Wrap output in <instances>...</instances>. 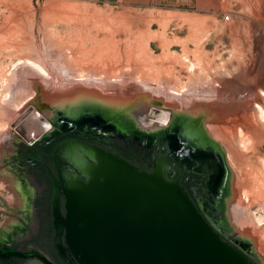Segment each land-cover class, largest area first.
<instances>
[{
	"label": "rangeland",
	"instance_id": "obj_1",
	"mask_svg": "<svg viewBox=\"0 0 264 264\" xmlns=\"http://www.w3.org/2000/svg\"><path fill=\"white\" fill-rule=\"evenodd\" d=\"M225 13L230 14L229 20H224ZM34 58L39 59L49 72H56L61 78L56 74L49 76L42 73L49 81L47 86L44 85L35 71L39 68L31 61L30 64L25 61ZM192 62L195 66L188 70L187 65ZM93 69L100 74L93 73ZM91 70L95 74L94 78L92 74L89 75ZM261 71H264V0H221L220 8L215 12L197 11L180 4L168 6L166 2L162 5L132 6L119 0H0V201L6 202L4 208L10 211L15 207L20 208V202L23 201L22 180L32 195L40 192L41 187L35 180V175L39 174L38 168L26 154L38 142L60 131H78L89 139H103L105 142L102 140V143L115 147L127 159H132L138 168L146 170L147 166L148 171H152L160 145L167 164L171 159L167 138L173 130L182 126V130L188 132L194 126V129L197 125L200 127L197 130H204L206 126L205 118L189 111L177 110L180 122L174 128L168 131L160 129L154 133L143 130L139 124V132L142 133L139 135L128 128L126 124L129 121L123 119L124 111L119 105L112 107L104 101L91 100L92 105L114 115L106 120L100 114H92L89 109H78L76 105L69 107L67 98L62 103L64 99L57 95L59 85L54 86L55 80L52 81V78L57 77V80L59 77L66 83L63 85L68 86L71 85L70 79L84 80L82 85L72 86L80 94L85 90L84 86L88 87L90 76L93 81L100 78L95 82L96 85H100L98 82L104 78L121 84L122 77L129 76L130 85L141 81L140 84L145 82L162 86L161 83L169 84L173 80L178 90L191 82L192 77L193 80L206 79V82L219 79L218 85L217 82L214 84L220 87L219 83L224 79L233 81L238 76L259 78ZM81 74L85 77L81 78ZM51 84L57 91L48 87ZM115 88L116 91L113 93L112 89L109 94H119L122 100V87ZM147 88L153 91V87ZM133 91L128 98L132 103L135 101L133 95L139 91L146 93L138 89L137 92ZM174 94L179 96L176 91ZM149 98L152 97L149 96L146 103ZM146 106V109L151 108L150 103ZM115 121H118L116 131L119 133L111 139L96 130L101 125ZM48 128L50 130L46 132ZM87 128L96 129L93 132ZM208 136L210 142L205 147L191 146L189 141L182 144L190 151H201L203 154L213 150L220 162L219 185L222 195L214 200L215 204H208L213 208L209 212L212 221L220 234H224L223 237L243 251L254 264H264V218L261 223L257 221L261 214L264 216V189L249 178L251 167L243 165L232 168L227 149L212 141L211 133ZM144 143L148 146L155 143L157 148L147 150L141 146ZM126 145L129 148H125ZM262 148L260 151L264 157V146ZM257 158L253 160H258L260 164ZM258 164L256 170H263L262 165ZM234 172L241 178L238 189H235L236 195L230 189L237 180ZM246 194L249 199L245 198ZM241 203L261 229L255 239L248 236L244 232L247 230L243 231V226L237 221L238 213L234 206ZM15 221L13 215L3 212L0 225L6 229ZM29 228V233L24 237L32 239L30 235L34 233V224ZM19 248L40 251L49 256L44 248L30 241ZM22 264L43 263L32 258Z\"/></svg>",
	"mask_w": 264,
	"mask_h": 264
},
{
	"label": "water",
	"instance_id": "obj_2",
	"mask_svg": "<svg viewBox=\"0 0 264 264\" xmlns=\"http://www.w3.org/2000/svg\"><path fill=\"white\" fill-rule=\"evenodd\" d=\"M52 158L66 208L56 206L55 226L80 264H254L167 176L161 145L152 171L72 138Z\"/></svg>",
	"mask_w": 264,
	"mask_h": 264
},
{
	"label": "bare ground",
	"instance_id": "obj_3",
	"mask_svg": "<svg viewBox=\"0 0 264 264\" xmlns=\"http://www.w3.org/2000/svg\"><path fill=\"white\" fill-rule=\"evenodd\" d=\"M185 57L186 56H184V58ZM25 61L26 62L29 61L28 64H30L31 61L40 69V70L35 69V71L42 78L44 85H46V83H49V81L45 79V77L43 76L44 74L42 75V73H45V75L48 74L49 76L56 74V72L53 74L52 72H49L47 70L48 68H45L43 66L44 64L42 65L41 61L39 62V59L37 58L27 59ZM197 65L198 64H196V66ZM187 66H188L187 67L188 70H192L191 68H194L195 63L192 62L191 65H187ZM38 70L39 72L41 71V73H39ZM93 71L91 70L90 71L91 73L89 75L92 74V76L93 75L95 76L98 70L96 71L93 69ZM92 72L95 74H93ZM98 73L99 72H97V74ZM105 73H107V71ZM259 75H260L258 76L259 78H251V77L244 78L242 76H238V78L236 80L234 79L233 81L224 79L222 80V82L219 83L220 87L216 86L218 85L219 79H212V76H211L212 80L210 79L211 81L209 82H206V79H204L205 81H203V79L196 80V78L193 80L192 77L191 82L189 83L187 82V84L185 83V85H182L178 90L176 88V85H174V82H172L173 80L169 84L161 83L162 86L153 85V84L148 85L145 82H142L140 84L139 82L141 81H138V83L135 81L134 84L136 83V85H130L128 82L131 81L130 80L131 77L129 76V78L122 77L123 82L121 81L122 82L121 84L112 83L109 80L108 82L107 78H104L106 81L103 79L101 80V82H98V84L101 83L100 85H96L95 82L100 78L97 79L96 81H93L92 76H90L91 79L89 78V80L87 81L88 87L84 86L83 89L85 90L80 94H78L80 91L75 90L76 93L78 92L77 94H75L74 88H72L71 85L68 86V84L63 85L64 83L63 79H60L61 78L60 75L56 74L55 76H59L60 78L58 77V79L56 80L57 77H55L54 79L52 78L51 80L52 81L55 80L53 82L54 84L52 83L54 86L59 85L57 86L58 91L56 90L55 87L52 86V84L49 85L48 87H50L51 89L55 88L54 91H57L59 93L57 95H59L61 99H64L62 100V103L67 98L69 107L70 105L71 106L76 105L78 109H89L90 111H92V114L93 113L100 114L102 118H105L106 120H109L110 119L109 117H114V115L108 114V112H106L101 107H96L92 105L90 103L91 100L94 99L101 102L104 101L107 104L119 105V107H122V110L124 111V114H122L123 119H127V121H129L126 125L128 126L129 129H132V131H134L135 133H139V135L142 134L139 132L140 131V128H138L139 124H141L140 126L143 130H148L154 133L155 132L157 133V131L160 129L168 131V129L172 127L174 128V126L178 122H180V118L177 117L176 114L177 110L189 111L194 115H199L200 117H203L206 120L205 129L197 130V128H200L198 127L197 122L195 123V125H197L196 126L197 128L194 129L195 126L192 127V129L188 127L189 128L188 132L187 131L184 132L182 130L184 128L180 126L176 130H173L169 136L170 138L169 141L170 143H172L171 146L174 149L184 150L186 148L183 147L184 144L182 143L187 141L190 142L191 146L192 145L204 146L210 142V137L208 135L211 133L212 141H216L217 143H219V145H222L227 149L229 154L228 156L231 160L230 162L232 168L237 169L239 166H243V165H247L251 167L249 178L252 179L253 182H255L259 187L264 189V171H263L264 157L262 156L260 151V149L264 146V71H261ZM84 77L83 74H81V78ZM207 77H209V75H207ZM59 79L60 81H58ZM171 79H169V81ZM238 79L240 81H238ZM153 82L155 83V81ZM216 82L217 84L215 85L214 83ZM146 85L153 87V91H150V89H148ZM115 87H119V88L122 87L121 89L122 91L120 90L122 92V93L120 92L121 95L124 93V98H122V100L119 99L118 97L119 94L118 95L116 93L115 95L109 94L112 89H113V93L116 91V90L114 91V89H116ZM23 89L24 88H22L21 90ZM137 89L143 90L146 93L143 94L142 92L139 91L137 94L132 96L134 97L135 101L133 100V103L129 102L128 98L131 97L130 96L131 94L129 93L132 92L133 90H136L137 92ZM174 91L178 92L179 96L174 94ZM17 92H19V89ZM134 92L135 91H133V93ZM49 93H50V89H49ZM155 95L156 97H153ZM225 95H229V97L227 98L225 97ZM149 96L152 98H149L150 99L148 100L149 102L146 103L147 102L146 100L148 99ZM149 103L151 104V108L146 109L147 107L146 105L147 104L149 105ZM158 104H160L161 106L158 107L157 106ZM117 122L118 121L110 122V124L106 123L105 125H101V127L96 130L100 131L104 135H107L108 137L110 136L113 137L114 135L119 133V131H116V127H118L116 125ZM49 130H50L49 128L46 129V132H48ZM196 130L197 132L194 134ZM254 157L255 158L258 157L257 159H259L260 164H258L257 162L258 160L257 161L253 160L255 159ZM257 164L260 166L262 165L263 170L262 169L256 170L258 168ZM235 172H237V170ZM235 175L236 176H234V178L236 177L235 179L237 180L235 183L232 182L233 184H231L230 186V189L232 190V193L234 195H236L235 189L236 188L238 189L239 187L238 181H240L241 179L238 176V173H235ZM255 194L256 192L253 193V195ZM257 195L260 196L261 194L257 193ZM245 196H246L245 198L249 199L247 197L248 196L247 194ZM231 208H233V206ZM234 208L238 213V217H237L238 219L237 218L236 219L239 222V224L243 226L242 230L243 231L247 230L244 232L248 234V236L254 237L253 239H255L256 236H258L261 233V229L258 228L254 223L252 217L250 216L248 210L246 209V206L241 203L234 206ZM263 218L264 216L263 214H261V216L257 218V221L261 223V221H263Z\"/></svg>",
	"mask_w": 264,
	"mask_h": 264
},
{
	"label": "flooded vegetation",
	"instance_id": "obj_4",
	"mask_svg": "<svg viewBox=\"0 0 264 264\" xmlns=\"http://www.w3.org/2000/svg\"><path fill=\"white\" fill-rule=\"evenodd\" d=\"M87 129L94 132L96 128ZM111 137L108 138L111 139ZM69 138L96 145L132 163V159H127L128 157L123 153H119L115 147L102 143L103 139L101 140L97 137L89 139L86 134L78 131H60L59 134L45 138L38 142L36 146L31 147L26 156L38 168L37 172L39 174L35 175V180L36 184L41 187V190L36 195H32L25 188L22 180L23 201L20 202V208L15 207L10 211L11 209L4 208V206H7V203L0 201V205L3 206L0 207V218L3 212H5L13 215L16 220L15 223L9 224V227L6 229L0 225V264H22L27 260H19L18 256L5 257V252L11 249L19 252H34L51 264H80L66 245L64 229H58L55 226L56 206L62 216H65L66 208L65 196L62 194L61 189L56 190L53 182L54 178L59 185L61 184L52 155L55 147ZM169 140L170 138L168 137L167 148L171 159L169 161L167 160V176L170 178H179L181 186L185 188L199 210L213 227L220 232L213 223L211 214L209 213L213 208H210L208 205L214 203V200L222 195L219 185L221 182L219 176L220 162L218 158L214 155L213 150L206 154H203L201 151H189L186 147L184 150H174ZM103 141L105 142V140ZM126 146L125 148H129V145ZM141 146L147 150H151L153 147L157 148L155 143L149 146L147 143H144ZM148 169L146 166V170ZM20 178L22 179V177ZM32 224L35 226V229L32 230L34 233L30 235L32 239H27L24 236L29 233V227ZM28 241L32 242L33 245L44 248L49 256L36 250H21L19 247ZM39 257L32 258H37L43 264H46Z\"/></svg>",
	"mask_w": 264,
	"mask_h": 264
},
{
	"label": "crops",
	"instance_id": "obj_5",
	"mask_svg": "<svg viewBox=\"0 0 264 264\" xmlns=\"http://www.w3.org/2000/svg\"><path fill=\"white\" fill-rule=\"evenodd\" d=\"M121 3L132 6L162 5L164 2L171 5H187L197 11L215 12L221 6V0H119ZM164 6V5H163Z\"/></svg>",
	"mask_w": 264,
	"mask_h": 264
},
{
	"label": "trees",
	"instance_id": "obj_6",
	"mask_svg": "<svg viewBox=\"0 0 264 264\" xmlns=\"http://www.w3.org/2000/svg\"><path fill=\"white\" fill-rule=\"evenodd\" d=\"M5 254H6L5 257H8V256H18L19 257V260L29 259V258L36 257V256L39 257L34 252H19V251L15 250V249H11L9 251H6ZM39 258H41V257H39ZM41 260H43V262H45L46 264H51L47 260H45L44 258H41Z\"/></svg>",
	"mask_w": 264,
	"mask_h": 264
},
{
	"label": "built area",
	"instance_id": "obj_7",
	"mask_svg": "<svg viewBox=\"0 0 264 264\" xmlns=\"http://www.w3.org/2000/svg\"><path fill=\"white\" fill-rule=\"evenodd\" d=\"M223 18H224V20H229L230 19V14L229 13L223 14Z\"/></svg>",
	"mask_w": 264,
	"mask_h": 264
}]
</instances>
